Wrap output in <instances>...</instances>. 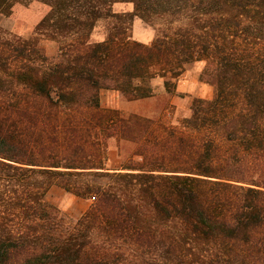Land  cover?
<instances>
[{"label": "trees", "instance_id": "trees-1", "mask_svg": "<svg viewBox=\"0 0 264 264\" xmlns=\"http://www.w3.org/2000/svg\"><path fill=\"white\" fill-rule=\"evenodd\" d=\"M32 1L59 48L0 35V264H84L77 231L97 226L137 247L264 264V0H0V16ZM134 16L163 28L133 39ZM97 27L105 37L91 40ZM194 61L214 95L178 125L100 112L103 89L150 97L151 79ZM123 139L139 159L110 170L103 157ZM53 186L96 201L72 218L48 200Z\"/></svg>", "mask_w": 264, "mask_h": 264}, {"label": "rangeland", "instance_id": "rangeland-1", "mask_svg": "<svg viewBox=\"0 0 264 264\" xmlns=\"http://www.w3.org/2000/svg\"><path fill=\"white\" fill-rule=\"evenodd\" d=\"M47 5L32 1L28 4L17 3L9 16H0V35L5 38L41 36V46L46 53L54 56L58 53L57 42L48 39L44 31H38L37 26L47 14ZM116 13H130L134 11L131 2H116L112 7ZM129 18V17H128ZM158 24L146 21L134 16L130 22V31L133 39L144 43H150L163 28L162 19L156 20ZM105 35L101 27H97L91 36V40H102ZM64 42V41H63ZM205 65L204 61L187 63L177 77L169 74L166 77H155L151 79L153 95L143 99H137V103L131 108L116 107L119 101H128L115 90L103 89L101 91V113L109 112L116 108L121 117L139 115L148 117L156 123L178 125L184 117L190 115L191 105L195 97L212 98L214 88L212 85L202 82L199 78L200 72ZM169 80L170 85H166ZM95 113V111H93ZM87 115L88 114H84ZM116 140L110 141V149L103 157V163L110 170L117 168L121 163L128 162L137 148L135 141L120 140L117 146ZM139 159L138 156H134ZM48 200L61 208L68 216L78 219L83 217L90 209L94 196L80 197L66 193L59 186H53L48 194ZM80 230V227H79ZM88 230V231H87ZM90 232V238L84 234ZM78 244H88V260L84 264H243L236 260H210L198 256L177 255L167 245L137 247L122 240L112 241L104 237V233L97 227L77 231Z\"/></svg>", "mask_w": 264, "mask_h": 264}, {"label": "crops", "instance_id": "crops-1", "mask_svg": "<svg viewBox=\"0 0 264 264\" xmlns=\"http://www.w3.org/2000/svg\"><path fill=\"white\" fill-rule=\"evenodd\" d=\"M117 93H119V92L117 91ZM137 101L138 100L119 101V102L115 103V106L120 107V108H124V109L125 108L129 109V108L133 107L135 105L133 103H137Z\"/></svg>", "mask_w": 264, "mask_h": 264}]
</instances>
